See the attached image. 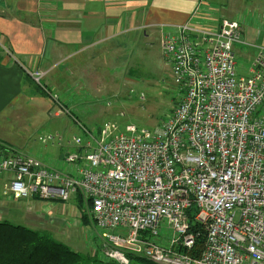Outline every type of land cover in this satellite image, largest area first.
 I'll use <instances>...</instances> for the list:
<instances>
[{"label":"built area","instance_id":"2783aa9c","mask_svg":"<svg viewBox=\"0 0 264 264\" xmlns=\"http://www.w3.org/2000/svg\"><path fill=\"white\" fill-rule=\"evenodd\" d=\"M219 24L184 23L162 36L181 97L157 128L113 131L107 124L93 131L74 118L83 135L67 143L64 167L19 152L0 157V174L11 175L7 189L16 198L81 197L80 216L102 230L101 260L264 264V45L249 74L238 76L243 27L226 17ZM31 74L42 87L46 72ZM57 140L64 146L62 136ZM193 207L195 221L207 227L198 256L190 252L198 236L190 225Z\"/></svg>","mask_w":264,"mask_h":264},{"label":"crops","instance_id":"0c3cea01","mask_svg":"<svg viewBox=\"0 0 264 264\" xmlns=\"http://www.w3.org/2000/svg\"><path fill=\"white\" fill-rule=\"evenodd\" d=\"M246 1L250 4L261 0H0V143L15 149L18 132H29L51 119L49 102L40 94L32 77L34 70L46 72L47 86L63 87V81L70 84L72 71L59 66L76 52L79 56L94 49L96 44L134 32L147 37L150 32H159L163 36L184 23L216 29L221 18L226 17L225 12L230 7L227 2L233 4V12L236 10L229 18L242 22L245 39V43L236 46V57L242 54L251 58L252 63L258 46L264 45V9L251 10L244 5ZM239 9L242 10L237 12ZM76 71L81 74L78 69ZM53 75H57V81ZM29 105L34 113L25 122L21 114ZM54 115L60 116L62 112L57 109ZM72 118L57 122L59 130L56 133L67 136L69 129L74 128L71 120L80 129L79 123ZM75 135H78L77 130ZM66 150L67 147H61L54 159L40 160L51 167H64ZM10 178V174H0V213H11L15 223L3 220L2 216L0 222L46 230L47 227L33 223L41 218L39 214L50 218L40 210L47 207H41L40 201L44 199L37 196L15 198L7 190ZM91 224L84 223L87 231H96V226ZM101 232H93L92 238H97ZM97 251L95 249L94 254Z\"/></svg>","mask_w":264,"mask_h":264},{"label":"rangeland","instance_id":"374dc122","mask_svg":"<svg viewBox=\"0 0 264 264\" xmlns=\"http://www.w3.org/2000/svg\"><path fill=\"white\" fill-rule=\"evenodd\" d=\"M247 3L248 1L244 5L251 10H256L257 7L264 9L263 0L257 3ZM219 5L222 6L220 3ZM227 5L230 7L225 13L226 18H229L233 12V4L227 2ZM235 13L236 10L233 14ZM195 27L207 28L198 25ZM219 27L220 24L216 29ZM77 54L79 53L76 52L69 59L63 60L59 66L62 70L69 68L72 71L69 75L70 84L63 81L65 83L63 87L54 89L45 84L47 83L45 77L41 78L44 84L42 87L35 82L40 94L49 102L48 110L52 112L51 119L44 126L43 124L35 126L29 132H18L17 140L14 142L15 151L42 160L54 159L56 151L61 147L66 149L68 141L73 140L76 130L78 135H83L81 129H77L74 120H71L74 128L69 129L67 136L63 133H56L59 130L56 123L66 121L71 117L93 131H100L107 124L115 126L116 129L113 131H126L129 125L154 130L171 115L180 100L181 92L171 76V65L165 58L162 35L159 32H150L148 37L141 32L139 34L130 33L107 43L96 44L94 49L91 48L81 53L80 57ZM75 62H77L76 65ZM236 62L237 75L247 76L251 58L238 54ZM73 66H75L74 69H72ZM52 77H56L55 81H57V75ZM54 96H57L58 102ZM61 102L64 108L60 106ZM57 109L62 112V115H54ZM33 113L34 108L29 105L23 109L21 116L27 122L26 120ZM54 120L57 121L54 122ZM25 125L29 124L25 123ZM49 134L56 136V139L43 141L40 138ZM59 136L64 138V146L58 145ZM69 148L74 149V146ZM42 201H40L41 207H47L40 210L50 218L46 219L39 214L41 218L33 221L36 225L47 227L46 230L40 229V232L51 235L54 239L80 253L94 255L95 249H100V233L97 238L95 236L92 238V234L101 229L96 227V231L94 229L93 232L87 231L88 227L81 221L84 216H80L82 206L79 205L77 199L68 202V204H73L71 206L60 200L44 199ZM50 204L52 206H48ZM0 216L3 220L15 223L9 212H2ZM91 226L95 227L93 223ZM161 229L162 235L170 233L166 225H162ZM98 258H103L101 250L98 251Z\"/></svg>","mask_w":264,"mask_h":264},{"label":"trees","instance_id":"16d2710c","mask_svg":"<svg viewBox=\"0 0 264 264\" xmlns=\"http://www.w3.org/2000/svg\"><path fill=\"white\" fill-rule=\"evenodd\" d=\"M14 153L7 144L0 143V157ZM79 205L83 200L77 197ZM195 207L191 208V229L197 232L196 247L191 254L198 256L205 245L207 227L195 221ZM85 224L90 223L87 216L81 218ZM132 264H157L144 257L130 256ZM0 264H119L114 261L101 260L97 254L90 255L71 249L68 245L24 225L9 221L0 222Z\"/></svg>","mask_w":264,"mask_h":264}]
</instances>
